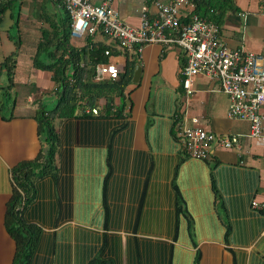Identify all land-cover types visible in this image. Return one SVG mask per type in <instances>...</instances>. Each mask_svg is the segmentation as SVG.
I'll return each instance as SVG.
<instances>
[{"label":"crops","instance_id":"0c3cea01","mask_svg":"<svg viewBox=\"0 0 264 264\" xmlns=\"http://www.w3.org/2000/svg\"><path fill=\"white\" fill-rule=\"evenodd\" d=\"M155 1L113 0V7L125 24L138 26L143 7L155 15ZM233 3L236 10L227 11L218 25L222 41L229 48L264 55V0ZM33 10V2L23 0V15L31 19ZM10 19L7 29L0 28V61L14 48L8 37ZM88 36L115 44L98 31ZM83 39L72 43L81 46ZM115 51L120 53L114 61L123 64L129 58L140 67L133 81L134 66L125 89L124 114L101 119L81 144L69 145L70 200L81 203L85 241L99 247L103 234L116 235L125 248L126 240L133 242L136 236L140 244H150L151 264H193L195 256L197 264H264V211L252 207L253 201L264 200V144L248 136V121L227 116L228 97L204 75L195 76L193 92L185 94L180 78L184 52L178 46L149 43L140 52ZM18 65L17 78L26 83L14 88V116H0V186H8L0 188L6 194H0V207L10 194V168L41 148L32 115L36 101L53 87L51 72L23 59ZM4 83L0 72V85ZM1 91L0 103L5 101ZM192 116L216 135L239 134L240 147L213 144L204 159L187 156L176 129ZM7 245L0 238V264H5ZM160 249L166 258L157 260L154 252Z\"/></svg>","mask_w":264,"mask_h":264},{"label":"trees","instance_id":"16d2710c","mask_svg":"<svg viewBox=\"0 0 264 264\" xmlns=\"http://www.w3.org/2000/svg\"><path fill=\"white\" fill-rule=\"evenodd\" d=\"M31 1L32 20L21 11L23 0H0V23L8 11L13 19L11 27L16 30L15 34L8 33L13 40V50L0 61V72L5 78L4 85H0L5 99L0 103V116L4 120L14 116V88L26 83L21 77L17 78L22 70L18 65L20 59L52 73L53 87L47 94L54 95L55 103L48 108L45 99L36 101L32 116L41 148L33 158L17 162L9 171L11 190L0 207V234L4 232L13 245L8 264H151L150 244H140L136 236L133 242L126 240L122 248L116 235L103 234L101 245L97 247L89 246L85 236L73 246L71 239L65 237V231H61V235L57 233L58 227L72 220L73 214L69 145L71 142L81 144L87 131L98 129L96 123L101 119L123 116L125 89L131 82L136 61L126 58L117 77L96 80L97 64L114 61L120 53L115 49L124 52L128 49L116 46V42L113 45L93 42L88 34L82 38L83 45H75L69 35L70 19L64 0ZM190 1L195 4V13L217 26L227 11L236 10L233 0ZM49 4L58 8L52 11ZM182 66L183 61L180 78ZM100 99L104 104L99 103ZM252 207L264 211L258 206ZM154 254L157 260H162L167 253L160 249ZM170 259L171 253V263ZM197 262L198 256H195L193 264Z\"/></svg>","mask_w":264,"mask_h":264},{"label":"built area","instance_id":"2783aa9c","mask_svg":"<svg viewBox=\"0 0 264 264\" xmlns=\"http://www.w3.org/2000/svg\"><path fill=\"white\" fill-rule=\"evenodd\" d=\"M63 5L70 19L69 35L73 42L100 30L118 47L136 52L149 43L178 46L184 52L181 84L185 94L193 92L192 83L197 75L216 81L228 97L227 116L247 120L248 136L264 144V55L226 46L218 26L195 13L192 1L157 0L154 16L148 15L146 7L142 8L138 26L127 25L120 19L113 0H64ZM122 68L123 64L116 61L97 64L95 79L115 78ZM176 135L187 156L198 159L208 157L213 144L240 147L239 134L216 135L196 116L190 118L189 124H179ZM252 206L264 209V200L253 201Z\"/></svg>","mask_w":264,"mask_h":264},{"label":"rangeland","instance_id":"374dc122","mask_svg":"<svg viewBox=\"0 0 264 264\" xmlns=\"http://www.w3.org/2000/svg\"><path fill=\"white\" fill-rule=\"evenodd\" d=\"M10 22H11V19L9 18V12H7L4 15L3 20L0 23V28H6V27H8L7 25ZM8 29H9V32L11 34H15L16 30L13 27H11V28L9 27ZM31 35H33V34H31ZM44 99L47 102L48 108L52 107L54 105V103H55V97H54V95L47 94ZM76 172H81L80 171V168L78 170H76ZM75 176H77V175H75ZM4 183H6V182L4 181ZM78 184H79V187H80V178L78 179ZM0 188H1V190L4 191V190H6L8 188V186H0ZM10 190H11V184H10ZM0 194L6 195V194H3V193H0ZM5 199H6V196H5V198H2L1 199V202L3 204H4ZM73 204H74V212L72 214V220H70L67 223L62 224L61 226H59L58 229H57V233L59 235H61L60 234L61 231H63V232L65 231L64 232L65 237L67 239H69V237H70L72 239L71 240L72 245L73 246H76V245H78L83 240V236L84 235L81 233V231H83L84 228L82 226L81 203L78 202V203H73ZM1 213H2V211H1ZM0 229H2V228H0ZM95 237H97V236H95ZM126 237H127V235H122V238L125 239ZM0 238L2 239V241L4 242V244H8L7 245V248H5L4 251H3V257L6 258L5 264H8V261L10 260L11 255H12L13 245H12V242L6 237V235H4V232L0 234ZM75 250H76V247H74V251ZM74 254H76V253L74 252Z\"/></svg>","mask_w":264,"mask_h":264},{"label":"water","instance_id":"95a60500","mask_svg":"<svg viewBox=\"0 0 264 264\" xmlns=\"http://www.w3.org/2000/svg\"><path fill=\"white\" fill-rule=\"evenodd\" d=\"M139 70H140L139 65H136V66H135V69H134L133 81H136V77H137V75H138V73H139Z\"/></svg>","mask_w":264,"mask_h":264}]
</instances>
